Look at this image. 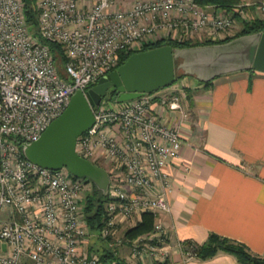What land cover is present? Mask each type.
Wrapping results in <instances>:
<instances>
[{
    "label": "built area",
    "instance_id": "2783aa9c",
    "mask_svg": "<svg viewBox=\"0 0 264 264\" xmlns=\"http://www.w3.org/2000/svg\"><path fill=\"white\" fill-rule=\"evenodd\" d=\"M25 3L0 0V264H102L89 249L93 237L108 241L121 264L165 263L172 245L162 216L171 209L170 169L189 118L182 83L91 106L94 123L75 150L109 173L96 232L83 208L91 180L27 160L21 142L36 140L71 94L85 93L115 69L122 51L160 39L219 41L231 35L236 10L195 0H29L37 13L33 33ZM257 7L264 11V2ZM49 42L65 51L61 67ZM145 212L154 218L151 232L120 235L122 223ZM177 247L182 251L183 243ZM122 248L127 255L118 257Z\"/></svg>",
    "mask_w": 264,
    "mask_h": 264
},
{
    "label": "crops",
    "instance_id": "0c3cea01",
    "mask_svg": "<svg viewBox=\"0 0 264 264\" xmlns=\"http://www.w3.org/2000/svg\"><path fill=\"white\" fill-rule=\"evenodd\" d=\"M239 2L257 9L264 0ZM255 12L264 18L259 8ZM182 80V90L192 100L183 102L189 118L181 131L180 156L170 169L171 209L162 219L172 246L162 264H239L227 252L200 259L177 247V242L201 245L210 233L241 242L251 254L264 257V72H229L209 85L188 76ZM175 85L157 92H169Z\"/></svg>",
    "mask_w": 264,
    "mask_h": 264
},
{
    "label": "water",
    "instance_id": "95a60500",
    "mask_svg": "<svg viewBox=\"0 0 264 264\" xmlns=\"http://www.w3.org/2000/svg\"><path fill=\"white\" fill-rule=\"evenodd\" d=\"M249 69L264 72V31L220 43L173 48L164 44L135 51L85 93L76 90L71 94L62 113L36 140L21 142L20 148L27 160L51 170L66 167L74 176L90 179L102 195H107L108 171L81 157L75 146L77 137L94 123L91 106L99 103L108 86L112 84L118 100L124 101L169 86L177 73L206 82L218 75ZM257 264H264V260Z\"/></svg>",
    "mask_w": 264,
    "mask_h": 264
},
{
    "label": "trees",
    "instance_id": "16d2710c",
    "mask_svg": "<svg viewBox=\"0 0 264 264\" xmlns=\"http://www.w3.org/2000/svg\"><path fill=\"white\" fill-rule=\"evenodd\" d=\"M195 2H197L202 6L212 5L217 8L225 9L228 11L229 10L234 11V6H236L239 3V0H195ZM33 7H34L33 3H25L23 9H25L26 22H28V25L30 26L31 30L34 33L37 32V21H36L37 13ZM234 14L236 15L237 13L234 12ZM242 25H243L242 29L238 34L233 35L231 37H225L224 39H221L219 41H209V40L195 41L193 39H189V41H187L186 39L185 40L183 39L182 41H176L170 39H160V41L156 40L149 43L147 42V44H144L142 48L139 50H145V49L148 50L149 48H154L164 44L171 45L173 48V47H187V46H194L201 44L226 42L235 36H239L243 34L248 35V33L264 31V18L256 17L249 21H246ZM48 46L52 50L54 54V58L57 59L58 65L59 66L62 65L67 59L63 47L55 42H49ZM133 52L134 51L131 50L122 51L119 54V61L117 66H119L123 61H125V59L129 56V54ZM185 76H189V75L177 73L174 82ZM196 81L198 82V84H202V85H209L212 82V80L203 82L197 79ZM187 98L191 100V95L188 93H187ZM102 167L105 168V166L103 165ZM85 195L86 196L84 199L83 208H84L86 220L92 232H96L103 225L102 219H104V215L106 214V209L104 206L108 197L107 195H102V192L93 183L90 192ZM152 217L153 216L150 213H146V212L142 213V217H140L141 220L136 221L132 226H130V228L128 227L126 230H124L123 235L127 239H132L138 235L151 232L154 223V218ZM92 241L90 245H88L89 249L98 252L102 264H121V262L116 261L117 257H115L113 251L108 247V245H106L108 241H105L104 239H101L99 237L94 238ZM183 246L185 250L188 251L191 255L194 254L200 259L211 257L215 255L216 252L223 251L232 254L239 262V264H257V261L264 260V257H258L251 254L250 251H248V248L241 242L232 239L230 240V238L219 235L217 233H210L206 241L201 245L183 244Z\"/></svg>",
    "mask_w": 264,
    "mask_h": 264
},
{
    "label": "rangeland",
    "instance_id": "374dc122",
    "mask_svg": "<svg viewBox=\"0 0 264 264\" xmlns=\"http://www.w3.org/2000/svg\"><path fill=\"white\" fill-rule=\"evenodd\" d=\"M262 3V2H261ZM260 4V3H259ZM242 6V7H241ZM251 7V8H250ZM253 6H244L243 7V5H240V2L237 4V6H234V9L236 10L235 11V13H237L234 17H235V23H234V26L232 27V28H230V29H228L227 31H228V33H231V35H229V36H227V37H230V36H232V35H236V34H238L239 32H240V30L242 29V24H244L246 21H249V20H251V19H253V18H256V17H259V16H256V12L255 11H257L258 10V8L256 9V8H252ZM242 9V10H241ZM240 11V12H239ZM253 12H255V13H253ZM260 12H264V11H260ZM262 18V17H261ZM187 41H189V38H187L186 39ZM193 40H195L196 41V39H193ZM197 41H203V39L201 40H197ZM62 65H60V67H61ZM188 77H190V76H188ZM195 81H196V79L195 78H193ZM183 81V82H182ZM181 81V79H178L176 82H174V83H184L185 84V81L184 80H182ZM110 86H112L113 88H114V90H116L115 89V87L111 84ZM184 87V86H183ZM183 87H182V89H183ZM162 88H164V87H162ZM181 89V91H183ZM106 90H108L107 92H106ZM105 90V92L103 93V96L101 97V99H103V100H106V101H116V100H118V94L117 93H113V91H112V93H111V89L110 88H108L107 87V89ZM173 90V89H172ZM172 90H170V91H172ZM110 92V93H109ZM116 92V91H115ZM182 96H184V102L186 101V100H189L188 98H187V94H186V91H183L182 92ZM192 100V99H191ZM127 101V100H126ZM122 102H124V101H122ZM125 103V102H124ZM107 168H108V166H107ZM134 223L133 222H129V221H125L124 223H122L121 224V226H120V229L118 230L119 231V233H120V235H122L123 234V231L124 230H126L128 227L130 228V226H132ZM94 238H96V237H93L92 238V240L94 239ZM93 242V241H92ZM119 254L120 255H118V257H122V256H126L127 255V249L126 248H122V249H120V251H119Z\"/></svg>",
    "mask_w": 264,
    "mask_h": 264
},
{
    "label": "flooded vegetation",
    "instance_id": "af4514ba",
    "mask_svg": "<svg viewBox=\"0 0 264 264\" xmlns=\"http://www.w3.org/2000/svg\"><path fill=\"white\" fill-rule=\"evenodd\" d=\"M108 88H110L111 89V93H112V91H113V93H115V91L116 90H114V88L112 87V86H108ZM108 90H106V92H107ZM110 93V92H109Z\"/></svg>",
    "mask_w": 264,
    "mask_h": 264
}]
</instances>
